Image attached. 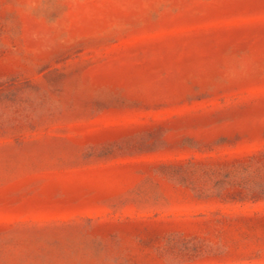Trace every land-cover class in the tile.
Masks as SVG:
<instances>
[{"label":"rangeland","instance_id":"obj_1","mask_svg":"<svg viewBox=\"0 0 264 264\" xmlns=\"http://www.w3.org/2000/svg\"><path fill=\"white\" fill-rule=\"evenodd\" d=\"M0 264H264V0H0Z\"/></svg>","mask_w":264,"mask_h":264}]
</instances>
